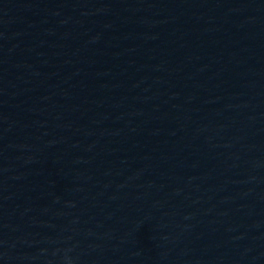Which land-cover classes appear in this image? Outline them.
Instances as JSON below:
<instances>
[{
  "label": "water",
  "instance_id": "water-1",
  "mask_svg": "<svg viewBox=\"0 0 264 264\" xmlns=\"http://www.w3.org/2000/svg\"><path fill=\"white\" fill-rule=\"evenodd\" d=\"M0 264H264V0H0Z\"/></svg>",
  "mask_w": 264,
  "mask_h": 264
}]
</instances>
